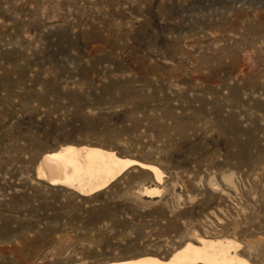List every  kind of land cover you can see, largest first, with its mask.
<instances>
[{"label":"rangeland","instance_id":"1","mask_svg":"<svg viewBox=\"0 0 264 264\" xmlns=\"http://www.w3.org/2000/svg\"><path fill=\"white\" fill-rule=\"evenodd\" d=\"M65 145L162 180L52 185L37 167ZM199 238L264 264V0H0V264L165 260Z\"/></svg>","mask_w":264,"mask_h":264},{"label":"bare ground","instance_id":"2","mask_svg":"<svg viewBox=\"0 0 264 264\" xmlns=\"http://www.w3.org/2000/svg\"><path fill=\"white\" fill-rule=\"evenodd\" d=\"M132 166L150 171L154 180L161 182L163 173L153 164L120 157L114 151L86 145H65L45 153L38 164L37 174L52 185H61L81 195H90L105 188ZM144 192L152 196L157 188H145ZM195 242L185 243L165 260L143 256L102 264H251L238 254L240 243L233 239L199 238Z\"/></svg>","mask_w":264,"mask_h":264}]
</instances>
